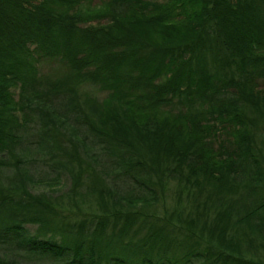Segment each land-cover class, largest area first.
<instances>
[{
    "label": "trees",
    "instance_id": "1",
    "mask_svg": "<svg viewBox=\"0 0 264 264\" xmlns=\"http://www.w3.org/2000/svg\"><path fill=\"white\" fill-rule=\"evenodd\" d=\"M100 1L0 0V264H264V0Z\"/></svg>",
    "mask_w": 264,
    "mask_h": 264
},
{
    "label": "rangeland",
    "instance_id": "2",
    "mask_svg": "<svg viewBox=\"0 0 264 264\" xmlns=\"http://www.w3.org/2000/svg\"><path fill=\"white\" fill-rule=\"evenodd\" d=\"M103 7V1L100 0H92L91 2V10L92 11H100ZM84 8H89L88 6H83ZM89 15L92 13L87 10ZM215 144L214 146H216ZM33 176V179L36 180L35 185L33 186V192H50L53 196H60L65 193V190L69 187V181L65 178V172L59 170L58 168L54 167L53 165L49 166L43 162V160L36 159L33 163H29L27 166ZM61 208V211L67 213L68 210L66 208L67 200L65 198L58 199ZM65 207L62 208V207ZM172 206V201L167 199L164 203L159 201L157 205L154 206L155 213L159 216L164 214L166 209H170ZM151 206L149 210L152 208ZM257 256L264 260V249L258 248Z\"/></svg>",
    "mask_w": 264,
    "mask_h": 264
}]
</instances>
